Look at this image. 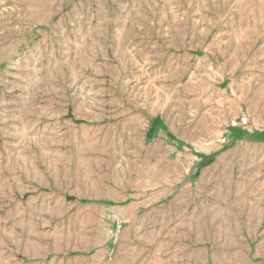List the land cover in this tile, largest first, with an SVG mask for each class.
I'll return each mask as SVG.
<instances>
[{
	"label": "rangeland",
	"instance_id": "374dc122",
	"mask_svg": "<svg viewBox=\"0 0 264 264\" xmlns=\"http://www.w3.org/2000/svg\"><path fill=\"white\" fill-rule=\"evenodd\" d=\"M0 264H264V0H0Z\"/></svg>",
	"mask_w": 264,
	"mask_h": 264
},
{
	"label": "built area",
	"instance_id": "2783aa9c",
	"mask_svg": "<svg viewBox=\"0 0 264 264\" xmlns=\"http://www.w3.org/2000/svg\"><path fill=\"white\" fill-rule=\"evenodd\" d=\"M246 122H247L246 118L243 117V118H238L237 121H233L230 124H231V127L236 128V127H242V126L246 125Z\"/></svg>",
	"mask_w": 264,
	"mask_h": 264
}]
</instances>
